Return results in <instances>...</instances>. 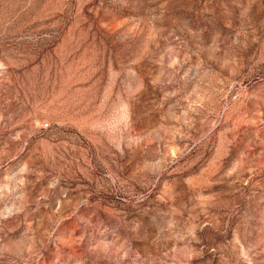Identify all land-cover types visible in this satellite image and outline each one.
Segmentation results:
<instances>
[{"label":"rangeland","instance_id":"1","mask_svg":"<svg viewBox=\"0 0 264 264\" xmlns=\"http://www.w3.org/2000/svg\"><path fill=\"white\" fill-rule=\"evenodd\" d=\"M0 264H264V0H0Z\"/></svg>","mask_w":264,"mask_h":264}]
</instances>
